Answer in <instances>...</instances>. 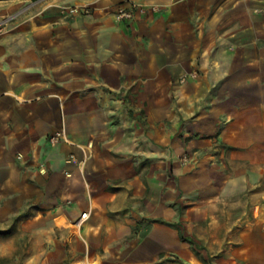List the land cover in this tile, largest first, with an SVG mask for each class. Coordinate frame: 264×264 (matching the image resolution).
I'll return each instance as SVG.
<instances>
[{
  "label": "crops",
  "instance_id": "1",
  "mask_svg": "<svg viewBox=\"0 0 264 264\" xmlns=\"http://www.w3.org/2000/svg\"><path fill=\"white\" fill-rule=\"evenodd\" d=\"M233 1L203 0L200 32L176 6L0 27V226L37 264H264V2Z\"/></svg>",
  "mask_w": 264,
  "mask_h": 264
},
{
  "label": "rangeland",
  "instance_id": "2",
  "mask_svg": "<svg viewBox=\"0 0 264 264\" xmlns=\"http://www.w3.org/2000/svg\"><path fill=\"white\" fill-rule=\"evenodd\" d=\"M128 1H135L139 4L142 12L138 14L144 16L148 12L156 14L161 18L170 14L171 8L176 6V18H190L192 23L197 26V32H200L201 21L208 18V13H211V10H209L206 16L202 14L201 7L206 4L203 3V0H192L189 4L183 3L185 0H0V27H4L5 23L15 22L21 17L33 18L31 19V26L34 29L37 28V17L49 21L56 18L71 21L74 18L92 15L96 12V14L111 15L114 18L113 14L115 10L125 5ZM263 2L262 0H234L235 10L231 11H235L237 20L242 21L246 13L248 15L253 9L254 11L252 12H263L262 8H260V4ZM69 8H78V12L71 14L68 11ZM81 8L87 11H81ZM222 8L226 9L227 15L228 3L223 4ZM225 27L227 29V24ZM239 27H241L240 29L244 28L242 24ZM240 31L239 29L237 30V32ZM220 44L226 45L227 42H220ZM183 75H186V77L181 81L180 78ZM199 75L198 70L174 74L172 84L169 90H167L168 86L165 88L167 74L157 73L155 75L156 100H163L164 97L172 100L179 98L181 87L188 81L197 79ZM121 98L124 100V103L130 101L128 90ZM140 111H143V109ZM161 111H163V108L155 110L156 113H160ZM69 227L77 234L74 226L69 224ZM35 239L36 237L31 235L30 232L22 230L20 217L13 218L7 225L3 223L0 226V264H37L34 257L37 253L36 249L31 248L32 245H35Z\"/></svg>",
  "mask_w": 264,
  "mask_h": 264
},
{
  "label": "built area",
  "instance_id": "3",
  "mask_svg": "<svg viewBox=\"0 0 264 264\" xmlns=\"http://www.w3.org/2000/svg\"><path fill=\"white\" fill-rule=\"evenodd\" d=\"M68 11L69 13L74 14L78 12V8H69ZM81 11L85 12L87 10L84 8H81ZM141 12H142V9L139 7V4H137L135 1H128L125 5L118 7L115 10L113 16L116 21L131 23L134 20L136 13H141ZM185 77L186 75H183L180 78V80L183 81ZM47 140L50 143H57L60 140L68 141L63 130H59L54 133H51L50 135L47 136ZM263 202H264V198H263ZM87 216H88V211L83 212L78 219L83 221Z\"/></svg>",
  "mask_w": 264,
  "mask_h": 264
},
{
  "label": "bare ground",
  "instance_id": "4",
  "mask_svg": "<svg viewBox=\"0 0 264 264\" xmlns=\"http://www.w3.org/2000/svg\"><path fill=\"white\" fill-rule=\"evenodd\" d=\"M55 220H56L57 224H62L63 220L61 218H56ZM81 222H82V220L78 219L77 222H75L74 225H73L77 232L79 231V226L81 225Z\"/></svg>",
  "mask_w": 264,
  "mask_h": 264
}]
</instances>
